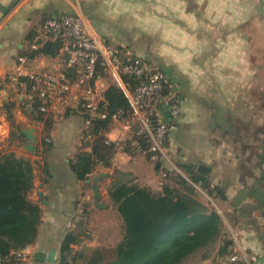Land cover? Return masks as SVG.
<instances>
[{"label":"crops","instance_id":"0c3cea01","mask_svg":"<svg viewBox=\"0 0 264 264\" xmlns=\"http://www.w3.org/2000/svg\"><path fill=\"white\" fill-rule=\"evenodd\" d=\"M246 2L250 12L243 10L250 14V27L244 28L237 26L236 0H0L3 94L25 91L15 81L19 73L26 77L64 68L61 49L31 55L43 42L54 40L43 31L45 20L72 13L82 15L89 31L107 42L149 54L178 82L182 99V115L170 139L172 163L159 162L158 168L148 156L119 147L115 141L119 131L111 122L105 130L116 146L111 164L99 162L92 174L79 179L73 170L77 154L91 152L93 144L84 117L55 118L49 137L35 126L46 201L32 199L40 204L42 217L35 242L18 249L25 256L19 264H58L62 243L69 232H78L86 208L92 217L100 216L95 223L102 220L101 225L94 224L91 244L97 248L119 244L122 237L110 235L108 224L103 225L111 222L115 206L105 185L127 183L161 194L169 172L193 182L200 201L215 209L222 221L219 238L183 264H226L234 255L243 264H264V168L260 162L250 166V128L264 127V59L254 50L256 42L264 45V0ZM20 56H26L27 62L21 64ZM110 84L112 78L103 75L96 81L98 92L103 95ZM55 107L53 112L62 106ZM21 112L17 104L11 125L18 132L31 126ZM259 137L264 142V136ZM261 149L264 152V145ZM35 177L34 186L38 174ZM95 186L102 191L98 201ZM52 248L56 259L49 262L46 256Z\"/></svg>","mask_w":264,"mask_h":264},{"label":"trees","instance_id":"16d2710c","mask_svg":"<svg viewBox=\"0 0 264 264\" xmlns=\"http://www.w3.org/2000/svg\"><path fill=\"white\" fill-rule=\"evenodd\" d=\"M61 47L59 40H47L31 56L39 52L55 54ZM76 73L77 70L68 69L73 80L77 78ZM21 79L27 81L25 77ZM103 96L102 104L108 116L91 117L90 133L97 134L98 138L92 144V151L80 154L73 165L82 180L98 162L111 164L116 146L106 143L105 130L111 124V114L127 110L129 106L124 93L114 84L109 85ZM34 105L39 106L38 102ZM167 177L161 194L127 183L111 186L109 194L123 219L125 234L113 258L96 259L90 264H183L191 254L219 238L220 214L197 199L194 185L185 177L176 172H169ZM34 179L30 159L0 148V256L30 245L37 238L42 209L28 197ZM77 237L73 232L66 235L59 264H67L64 253L71 250Z\"/></svg>","mask_w":264,"mask_h":264},{"label":"built area","instance_id":"2783aa9c","mask_svg":"<svg viewBox=\"0 0 264 264\" xmlns=\"http://www.w3.org/2000/svg\"><path fill=\"white\" fill-rule=\"evenodd\" d=\"M43 31L62 43L64 68L59 72H32L25 77L27 81L21 79L20 73L16 76L15 81L20 85L27 84L31 102H38L39 110L48 112L53 102L67 94L74 84L81 85V107L90 116L86 119L90 126L91 117L108 116L96 81L109 75L129 105L127 110L111 114V122L119 131L115 139L119 147L146 155L154 163L171 164V134L182 115L178 82L168 77L150 57L92 34L80 14L52 15L43 23ZM18 61L26 63L27 57L20 56ZM70 68L79 71L75 81L68 74ZM87 135H91L90 128ZM105 141L112 143L107 136ZM24 257L21 250H12L0 256V264H19ZM226 264L243 263L234 255Z\"/></svg>","mask_w":264,"mask_h":264},{"label":"rangeland","instance_id":"374dc122","mask_svg":"<svg viewBox=\"0 0 264 264\" xmlns=\"http://www.w3.org/2000/svg\"><path fill=\"white\" fill-rule=\"evenodd\" d=\"M225 1L229 2V0H225ZM236 2L238 3L237 7L240 9L239 13L237 15V22H238L237 26L238 27H244V28L248 27V26L250 27V14L246 13L243 10V7L248 8L249 12H250V2H246V0H236ZM252 32L253 31H250V34H252ZM260 43L261 42H256V45L254 46V50H255L256 54L263 56L262 58L264 59V45H261ZM143 54L152 58L149 54H145V53H143ZM260 61H263V60L261 59ZM108 76L109 75H107V77ZM16 83H18V82L16 81ZM23 87H24L25 91H23V90L18 91V92L16 91V92H13L12 94H3L2 92H0V148L4 152L16 153L15 151L17 150V152H20V154H21L18 156H21V157H25L23 155L29 156L30 158H28V159H30V161L33 165L34 174L35 173L38 174L36 169H38V167H40L38 170L39 172L42 169V163L38 162V157H39V152H40L39 146L41 143L40 138L37 136V139H38V141H37V146H38L37 155H33L31 152L27 151L22 145H20V143L27 142V139L24 136L18 137L17 136L18 131L13 130L14 128L12 127L11 122L14 119V115H16V117H17V114H18V113L15 114L13 112L16 109V106L18 104L19 108L22 111L21 113L23 115H25L30 120L31 127H33L35 130V126H36V128L38 130L41 129L42 134L46 135V137H49V131L53 126L55 118H58V119L78 118V119H80L79 116L80 117L83 116L85 121H86L87 117H85V115H86L85 111L81 107V104H82L81 103V98H82V95H81L82 88L81 87L82 86L76 84V86L74 87L75 89L72 88L67 94H65L61 98L55 100L48 112H41L38 107H35V105H34L35 103L31 102V100L28 97L27 84L23 85ZM16 93L18 95L22 94L23 98L21 99V96H18ZM73 98L75 100L73 102H69V100H71ZM73 104L75 105V107L72 106ZM77 104L79 105V108H76ZM55 106L56 107L62 106V107H60V109L58 111L53 112L52 109ZM34 108H36L37 111H35ZM56 115H58V116H56ZM75 115H77V116H75ZM88 129H89V127H88ZM19 130H20V128H19ZM250 132H252L250 134V140H251L250 141V166L253 167L254 165H256V163L260 162L261 168H264V152L261 153V150H262L261 147L264 145V142H261L260 137H259L261 135L264 136V127H257V128L252 127V128H250ZM259 134H261V135H259ZM87 137H88V135H87ZM96 138H98V135L91 133L89 142H94V140ZM252 139H255L256 143ZM263 139H264V137H263ZM42 141H43V143L48 142V140L46 141V139H44ZM82 153H84V152L83 151L78 152L77 160H78V156ZM259 153L261 154L260 157H259ZM100 163H102V162H100ZM102 164L105 165L104 163H102ZM105 166H108V165H105ZM90 174H92V172ZM88 175H87V177H88ZM37 181H38V179H37ZM34 182L36 183V177L34 179ZM114 184H118V183H113L112 185H114ZM106 196H107V194H106ZM195 196L200 201V199H199L200 197H198L197 191L195 192ZM28 197L30 199H37L38 198L37 192L35 190V186L33 187V189L28 194ZM112 203H113V205H115L114 202H112ZM115 206L113 207V210L110 212L111 222L106 223L104 221V218H103V222H105V223H103V225L108 224L107 226H109L108 228L110 230V235L114 236L115 238L116 237L117 238L122 237V239H123V236H120V233L123 232L122 234H125V228H124L123 220L118 215V212L116 211ZM207 206H209V205H207ZM84 215L86 216L87 219L86 218H80L81 222L79 223L80 227L78 228V232L71 231L74 234H76L78 237H77V242H75L74 244L71 245V250L64 253L66 256L65 260H66L67 264H90L93 260L101 259V260L106 261L110 258H113V256L115 255V248L117 247L118 244H116L115 246L109 245L108 247H106V245H105V246L98 247V248L94 247L91 244V241H92V238H94V235L90 236V233L92 234L95 231L94 229L97 228V227H94V224L99 226L102 224V220L95 223V221H97L98 218H100V216L95 215L92 217L90 211L87 208L85 209ZM90 219H91V221H94V222H90V221L88 222V220H90ZM99 230L101 231V229H98L96 231H99ZM105 230H107V228L104 229L103 232H105ZM96 234H98V232ZM82 235H85L84 236L85 238L80 237ZM86 237H87V239H86ZM88 239H90V240H88ZM62 256H63V254L60 253V256H58V260H57L58 264L60 263ZM231 257H228L227 262L230 261Z\"/></svg>","mask_w":264,"mask_h":264},{"label":"water","instance_id":"95a60500","mask_svg":"<svg viewBox=\"0 0 264 264\" xmlns=\"http://www.w3.org/2000/svg\"><path fill=\"white\" fill-rule=\"evenodd\" d=\"M18 137H22L25 136V138L27 139V142L25 143H20V145H22L27 151L31 152L33 155H37L38 153V146H37V134L34 130L33 127H29L26 129H23L21 131H19L17 133ZM17 138V137H16ZM160 163H157V168L159 167ZM40 167H38L37 173H38V183L35 186V190L37 192V196H38V200L45 202L46 200L44 199V192H43V185H44V178L42 176V174L38 171ZM201 170L205 169V166H201L200 168ZM90 181V178L87 180ZM106 190H109L110 186L109 184L105 185ZM94 192H95V198L96 201H98L101 196H102V192L100 190V188H98V186L94 187ZM101 206V205H100ZM56 259V250L55 248H52L51 251L48 253V255L46 256V260L49 262H54Z\"/></svg>","mask_w":264,"mask_h":264},{"label":"clouds","instance_id":"9594fccd","mask_svg":"<svg viewBox=\"0 0 264 264\" xmlns=\"http://www.w3.org/2000/svg\"><path fill=\"white\" fill-rule=\"evenodd\" d=\"M222 2H223V0H222Z\"/></svg>","mask_w":264,"mask_h":264},{"label":"bare ground","instance_id":"6f19581e","mask_svg":"<svg viewBox=\"0 0 264 264\" xmlns=\"http://www.w3.org/2000/svg\"><path fill=\"white\" fill-rule=\"evenodd\" d=\"M102 192V191H101Z\"/></svg>","mask_w":264,"mask_h":264}]
</instances>
